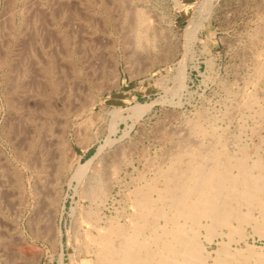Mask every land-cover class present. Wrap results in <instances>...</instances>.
I'll list each match as a JSON object with an SVG mask.
<instances>
[{
	"label": "rangeland",
	"instance_id": "obj_1",
	"mask_svg": "<svg viewBox=\"0 0 264 264\" xmlns=\"http://www.w3.org/2000/svg\"><path fill=\"white\" fill-rule=\"evenodd\" d=\"M202 1L0 0V264H92L94 225L131 211L129 193L152 182L189 124L228 138L230 152L264 154L255 113L264 106L229 117L241 91L264 98V84H253L261 57L250 50L259 0H212L204 17ZM136 11L152 28L144 44L132 37ZM136 105L148 108L138 118L127 111ZM97 149L83 179L71 178ZM98 166L101 204L82 191ZM248 230L247 244L264 255Z\"/></svg>",
	"mask_w": 264,
	"mask_h": 264
},
{
	"label": "bare ground",
	"instance_id": "obj_2",
	"mask_svg": "<svg viewBox=\"0 0 264 264\" xmlns=\"http://www.w3.org/2000/svg\"><path fill=\"white\" fill-rule=\"evenodd\" d=\"M202 2L199 11L204 17L212 8V0ZM258 5L262 15L261 26L260 31L251 39L250 49H253L256 56L261 57L254 69L255 86L264 84V0H259ZM132 18V37L136 43L144 44L147 32L152 29L150 22L141 11L134 12ZM197 27L194 19L190 21L184 32L186 38H191ZM257 46H260L259 51L255 50ZM234 99L235 106L229 115L230 118L232 115L254 111L256 106H264V98L258 101L250 94L245 95L244 90ZM144 108L143 105H136L127 111L131 116L137 117ZM147 109L145 108V111ZM255 113L264 121L263 110ZM113 116L118 118L115 112ZM188 126L187 132L178 134V139L168 151L166 160L157 167L152 182L133 187L134 190L129 193L127 199L131 211L121 213L118 221H110L104 226L94 225L96 235L91 247L94 256L92 264H264V255L258 257L253 247L247 244L244 235L245 230L249 229L259 241H264V154L259 153L257 146H254L251 152H247L244 146L245 149L238 147L237 152H230V143L225 136L216 139L208 137L199 122ZM197 137H206V144L204 139L201 141ZM260 143L264 145L263 138ZM108 144L110 143L105 145ZM99 151L100 149H97L96 155L85 164L78 165L71 178L83 179ZM117 157L119 161L120 158ZM99 168L90 174L82 191L85 197L93 198L92 200L95 198V201L98 200V204H101L105 200L107 190ZM64 169L65 163L61 170ZM114 169L108 168L110 177L113 176ZM90 215L88 213L84 217L89 221ZM204 242H216L218 249L211 254L206 251ZM242 243L244 248H238Z\"/></svg>",
	"mask_w": 264,
	"mask_h": 264
}]
</instances>
